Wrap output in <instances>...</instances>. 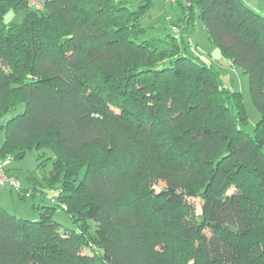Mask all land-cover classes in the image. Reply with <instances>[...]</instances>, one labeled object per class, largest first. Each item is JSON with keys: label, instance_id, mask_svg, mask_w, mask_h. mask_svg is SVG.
Returning a JSON list of instances; mask_svg holds the SVG:
<instances>
[{"label": "trees", "instance_id": "obj_1", "mask_svg": "<svg viewBox=\"0 0 264 264\" xmlns=\"http://www.w3.org/2000/svg\"><path fill=\"white\" fill-rule=\"evenodd\" d=\"M178 3L177 35L147 37L150 0H0V160L51 164L19 199L57 189L34 221L0 207V264H264V15ZM196 16L248 78L252 133L240 93L191 51Z\"/></svg>", "mask_w": 264, "mask_h": 264}, {"label": "rangeland", "instance_id": "obj_2", "mask_svg": "<svg viewBox=\"0 0 264 264\" xmlns=\"http://www.w3.org/2000/svg\"><path fill=\"white\" fill-rule=\"evenodd\" d=\"M132 10H137L141 1L143 0H127ZM152 2L151 7L145 13V16L141 20V24L146 28V35L148 36H161L164 37L167 34L177 35L172 30V26L177 24L183 14V10L180 7L178 0H150ZM183 1V0H179ZM245 3H250L256 7L258 11L264 15V0H243ZM196 11V10H195ZM24 18L23 12L9 11L4 16V22H16L21 23ZM191 32L189 42L192 45V53L198 57L202 62L207 63L215 67L221 75V81L223 86L228 88L231 92L238 91L241 95V102L247 114V125L245 130L249 133L253 132L254 126L259 120V112L254 106L250 91L248 78L238 68L233 67L221 54L220 50L210 41L204 26L200 19L194 17L190 21ZM177 31V30H176ZM35 152L27 153L21 160H11L10 169L17 177L19 184L24 188L28 186L27 178L33 177L36 181L42 182L51 168V164H46L44 167L40 165V160L36 158ZM163 183H157L155 190L158 191L163 187ZM31 187V186H30ZM44 199L38 195L30 197L28 199H19L17 190L13 189L11 201L9 197H6L7 201L4 203L8 212L30 221L37 220L39 218L38 208L33 209L32 205H47L52 196H55L57 189H46ZM190 202L194 205L197 215L201 214L202 202L199 198L191 199ZM53 220L59 222L63 227L71 228L72 223L68 218L65 211L57 208L53 211Z\"/></svg>", "mask_w": 264, "mask_h": 264}, {"label": "built area", "instance_id": "obj_3", "mask_svg": "<svg viewBox=\"0 0 264 264\" xmlns=\"http://www.w3.org/2000/svg\"><path fill=\"white\" fill-rule=\"evenodd\" d=\"M25 1L27 2L29 7L35 10H41L48 0H25ZM9 162H10L9 158L0 160V188L9 186L12 189L18 190L19 188L18 181L13 177H9L5 172V168L9 165Z\"/></svg>", "mask_w": 264, "mask_h": 264}, {"label": "crops", "instance_id": "obj_4", "mask_svg": "<svg viewBox=\"0 0 264 264\" xmlns=\"http://www.w3.org/2000/svg\"><path fill=\"white\" fill-rule=\"evenodd\" d=\"M12 177L15 178L14 175ZM12 190L13 189L9 186L0 188V207L5 208L4 203L7 201L6 197H9L11 201L13 200L11 192ZM5 209L8 211L7 207Z\"/></svg>", "mask_w": 264, "mask_h": 264}]
</instances>
